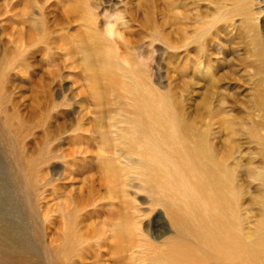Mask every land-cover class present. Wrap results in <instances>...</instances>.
<instances>
[{
	"label": "rangeland",
	"instance_id": "rangeland-1",
	"mask_svg": "<svg viewBox=\"0 0 264 264\" xmlns=\"http://www.w3.org/2000/svg\"><path fill=\"white\" fill-rule=\"evenodd\" d=\"M143 91L155 117L146 124L161 140L167 109L204 137L231 173L242 233L255 234L264 195V0H0L1 161L42 249L67 227L105 235L118 249L109 256L93 246L85 264H162L184 249L171 245L142 180L132 103ZM50 138L54 158L33 165ZM38 166L52 183L29 196Z\"/></svg>",
	"mask_w": 264,
	"mask_h": 264
},
{
	"label": "bare ground",
	"instance_id": "bare-ground-1",
	"mask_svg": "<svg viewBox=\"0 0 264 264\" xmlns=\"http://www.w3.org/2000/svg\"><path fill=\"white\" fill-rule=\"evenodd\" d=\"M149 96L148 91H143L141 92L142 101L140 100L138 103V101L133 100L132 103L135 108L137 107L135 112L138 124V127L133 130L134 133L141 136V139H139L140 149L144 151L143 155L145 156L143 162L140 161L138 164L144 170L142 180L148 187L147 192L151 195V203L161 206L165 214L164 217H166L176 238V240H172L173 244L171 245L176 250L180 246H184L181 252L167 253L166 257L159 262H162V264H264V195L261 199V219L256 225L255 234L252 238H249L242 233L241 227H239L240 224L237 221V214L235 213L239 204L237 201L239 196L237 190L234 189L229 169L221 164L213 152H210L211 150L203 136L190 134L178 119L169 116L171 113L167 108L160 115L167 121L163 125L165 139L161 140L160 130L146 124L147 120L155 118L153 117V111L144 105ZM0 110L2 109L0 108ZM3 120L5 121V119ZM175 133L176 136L172 139ZM1 135L0 138L4 137H1ZM23 139H18L21 146L17 148L23 149ZM52 141L51 138L48 139L49 147L36 158L38 160L33 165L40 164L41 167V165L54 158L51 148ZM23 157L26 156L23 155ZM96 157L98 160V156ZM1 159L0 155L1 264H14L15 262L17 264H43L42 259H47L51 255L54 259L53 264H85L84 262L90 259L87 257L89 255L87 250L92 249L93 246H102L101 243L105 245L102 247L105 252L106 250L108 253L110 252L109 256L117 255L116 251L118 249L110 244L108 237L101 234L90 237L87 232L80 235V233H77L80 232L79 228H72L73 231L70 233L71 227H67V231L64 232V235L61 234L60 238L58 236L50 237L45 250L42 249L40 244H35L28 235L29 227L26 221L29 216L23 210L20 196L18 197L16 193V191L18 192L16 187L18 182L16 181V184V182L5 177L4 172L5 170L8 171V165L6 166L7 169L4 168ZM22 162L24 164V161ZM27 162L25 161L26 165H29ZM40 167L39 172L34 173L32 182L31 179L27 180L31 183L29 184L31 187L30 193L28 192L29 196L38 195L42 197L46 192L45 188L52 183V181L46 179L43 172H40L42 171ZM38 173H40V176ZM259 180L264 188L263 172L260 173ZM85 207L83 209H86ZM13 209L16 212L14 215L12 213ZM42 218L44 223L48 222L47 215ZM7 219H11V221H5ZM81 219L82 216L79 215L75 219L77 226H80V230L83 228L81 226L83 220ZM13 220L17 221L18 225L13 223ZM45 236L47 238V235ZM135 236L138 235L134 234L133 237ZM128 237L130 240L127 244L130 249L126 252L131 253V248L135 247V244H133L134 241H131L132 234H129ZM247 238L251 240L248 241ZM112 242L114 241L112 240ZM136 242L143 246L147 241L141 236V239L135 240ZM155 263L157 264V261Z\"/></svg>",
	"mask_w": 264,
	"mask_h": 264
}]
</instances>
